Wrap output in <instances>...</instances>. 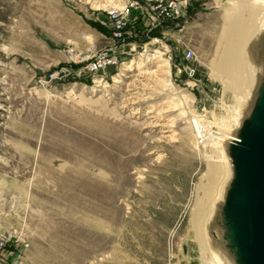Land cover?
I'll use <instances>...</instances> for the list:
<instances>
[{
	"label": "rangeland",
	"instance_id": "obj_1",
	"mask_svg": "<svg viewBox=\"0 0 264 264\" xmlns=\"http://www.w3.org/2000/svg\"><path fill=\"white\" fill-rule=\"evenodd\" d=\"M131 1L148 7L0 0V264H202L193 214L212 168L199 136L228 100L217 81L242 5L173 0L180 15L152 31L142 10L118 44L121 65L92 77L85 67L110 41L106 10ZM127 44L164 55L127 59Z\"/></svg>",
	"mask_w": 264,
	"mask_h": 264
},
{
	"label": "water",
	"instance_id": "obj_2",
	"mask_svg": "<svg viewBox=\"0 0 264 264\" xmlns=\"http://www.w3.org/2000/svg\"><path fill=\"white\" fill-rule=\"evenodd\" d=\"M251 83L221 143L226 175L203 225L217 264H264V25L247 43Z\"/></svg>",
	"mask_w": 264,
	"mask_h": 264
},
{
	"label": "bare ground",
	"instance_id": "obj_3",
	"mask_svg": "<svg viewBox=\"0 0 264 264\" xmlns=\"http://www.w3.org/2000/svg\"><path fill=\"white\" fill-rule=\"evenodd\" d=\"M216 1L218 6H221L224 0ZM237 1H239L242 5V12L236 21L230 42H227L226 76L222 82L216 80L223 90V96H225L228 100H226L227 103L222 105L221 112L215 115L214 124L216 129L213 131L211 129V131L208 132L210 140L206 144L209 145L208 151L211 153L209 158L211 157L210 165L212 168V174L209 180L204 183L201 192L197 193V196L200 195V200L193 214L195 232L193 238L197 243L202 264H217L205 245L203 225L208 213L211 211L213 200L218 194V187L226 175L224 164L225 159L221 149V143L227 136L229 116L236 115L239 112V108L245 101V94L251 83V68L245 59V50H247L248 45L247 43L250 38L253 35H256V33L264 25V0ZM157 68L161 70L158 72L161 73L162 76L167 77L169 73V70H167L169 68V64L167 62L159 61L157 63ZM162 82L166 83L167 80L165 79ZM167 86L168 85L165 87ZM167 112H169V110L164 111V109H161L156 113L160 116L161 114ZM147 114L152 115L154 114V111L150 110ZM159 119L160 118L156 121L159 122ZM170 123L172 122L162 124L154 123L155 125L151 124L150 126L171 129L173 125ZM166 132L168 131L166 130L162 133Z\"/></svg>",
	"mask_w": 264,
	"mask_h": 264
},
{
	"label": "built area",
	"instance_id": "obj_4",
	"mask_svg": "<svg viewBox=\"0 0 264 264\" xmlns=\"http://www.w3.org/2000/svg\"><path fill=\"white\" fill-rule=\"evenodd\" d=\"M148 4V7H136L137 3L134 1L127 2L121 7H111L106 10V15L108 21L111 25V34L110 41L107 42V46H105L100 52L94 55L89 62L87 63L85 70L92 77H98V75L108 68H115L121 65V58L119 57V43L123 45L124 40L127 36H131L129 25L131 24L134 14L140 13L142 10L146 13L147 17L151 21V25L149 26V30H157L161 29L163 24H166L172 21L175 17H178L182 11V7H176V4L173 0H145ZM135 19V18H134ZM139 20V18H136ZM133 36H137L134 34ZM135 38V37H134ZM153 44H161L162 38L155 37L152 40ZM162 45V44H161ZM166 47H162L161 49H165ZM124 58H136L145 63H151L154 60L158 59L159 56L164 55L158 49H151L148 44L145 45H133L127 44V47L124 48ZM186 55V59L189 60L191 56H193V52L190 49H187L184 52V56ZM123 58V59H124ZM184 72L186 77L189 79H194L196 69L193 68L192 65L184 68ZM200 128V127H199ZM199 143H203L206 139H209L208 133L200 132ZM210 140V139H209ZM6 241L4 238L0 237V249L5 246Z\"/></svg>",
	"mask_w": 264,
	"mask_h": 264
}]
</instances>
